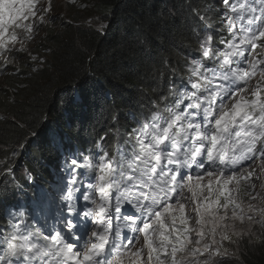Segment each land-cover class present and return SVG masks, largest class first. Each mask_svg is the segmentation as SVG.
Returning <instances> with one entry per match:
<instances>
[{"label":"snow or ice","instance_id":"1","mask_svg":"<svg viewBox=\"0 0 264 264\" xmlns=\"http://www.w3.org/2000/svg\"><path fill=\"white\" fill-rule=\"evenodd\" d=\"M220 4L223 47L207 31L215 6L204 14L191 8L205 27L193 29L200 56L185 65L187 80L135 119L115 152L101 137L97 152L66 154L62 227L44 233L23 212L9 214L0 264H224V241L235 243L228 221L264 223V206L249 202L246 214L237 199L245 187L251 201H264V0ZM51 10V0H0L5 67L27 51Z\"/></svg>","mask_w":264,"mask_h":264},{"label":"trees","instance_id":"2","mask_svg":"<svg viewBox=\"0 0 264 264\" xmlns=\"http://www.w3.org/2000/svg\"><path fill=\"white\" fill-rule=\"evenodd\" d=\"M196 1L103 0L106 13L113 10L107 37L75 27L46 32L33 50L41 49L44 63L26 57L19 75L0 83V170L13 168L0 174V204L9 205L15 189L52 194L57 186L38 181L39 172L46 177L56 166L58 150L48 145V126L64 147L72 148L90 143L112 108L134 110L149 103L165 66L175 64L192 41L190 7ZM10 152L22 156L21 162L8 160ZM242 254L247 264H264V245L245 246Z\"/></svg>","mask_w":264,"mask_h":264},{"label":"clouds","instance_id":"3","mask_svg":"<svg viewBox=\"0 0 264 264\" xmlns=\"http://www.w3.org/2000/svg\"><path fill=\"white\" fill-rule=\"evenodd\" d=\"M201 2V3H200ZM60 5L61 10L58 9ZM208 6H215L212 12H207V15L210 18V25L207 28V31L212 33L214 36V43L219 46L223 47L220 44L221 35L227 36L226 30H223V25L221 24L219 13L223 10V5L220 4V0H198L190 7L198 10L201 14L206 12ZM106 3H103V0H51V12L48 13V16L45 17V23L40 25V31L36 35V38L27 44V51L23 53H14L15 59L10 60L7 63V66H4V61L0 60V83H2L6 78H12L14 76L19 75L17 70L20 66V60L25 59L26 57L31 62H35L32 60V56L37 57L38 61H41L43 57L40 56L41 49L33 52L34 47L38 44L43 37L46 35V32L55 29V31L63 30L65 27H75L80 28L84 32L88 34H97L98 36L105 38L107 37L108 33L110 32V28L113 23V10L112 8L106 13ZM105 9V10H104ZM95 19L93 17L97 16ZM48 17L52 18L51 22H48ZM190 20L192 22V27L190 29V36L191 42L188 43L182 54L177 57V61L175 64H168L165 66V69L159 76L158 84H159V91L156 95L149 100V103L146 105L141 106V108H135L134 110L123 108V107H115L112 108L108 122L106 125H98L96 128L97 130L92 135V147H95L90 152H97L99 149L97 148V141L100 140L101 137H105L104 144L111 142L113 143V148L109 151V153H113L116 150L117 142L122 136L127 135L128 132L135 127V119L143 118V115L147 113L148 109L152 107V105L159 99L161 94H166L168 92L169 86L174 82L177 85L180 84L181 80H187L188 74L186 72L185 65L190 61L192 57H199V44L197 42L196 33L194 32V28H199L201 33H203V29L205 27L204 22L194 20V13H191ZM44 30V32H43ZM112 35V34H111ZM257 52H261V49H257ZM38 68H42V64L38 66ZM39 72L37 68L35 69L34 73ZM157 84V85H158ZM171 99V98H170ZM69 117L72 111L68 112ZM115 118V119H114ZM68 125L70 122L65 121ZM53 125L55 127H60V123L58 120L53 121ZM112 130V131H111ZM50 137L57 138L59 142V148L55 145L51 144ZM48 145L54 147L58 150V156L64 153L68 154L69 152H75L76 146L73 145L72 148L65 147L62 150V144L60 142V138L53 130L51 126H48ZM111 139V140H110ZM122 144L123 141H120ZM6 158V156H5ZM22 158V156L20 157ZM7 159H12L13 163L21 162L19 157L14 156V153L10 152L7 156ZM0 165H2L0 163ZM14 166V165H13ZM19 175L24 174L23 171L19 170ZM2 175H0L1 178ZM61 176L59 180L61 183H58L57 186L54 187L55 193L49 194L51 198H46L44 194L46 192L38 191V195L34 198L27 199L24 201H17L24 207H30L32 212L36 214L40 213H47L56 216H61V209L63 201L61 199V189L63 188L64 181L62 180ZM45 177L41 180V184H45ZM257 191H260L259 182H257ZM23 191H28L25 189L19 190L15 189L14 192L19 195ZM237 199L241 203V207L244 209L246 214L248 213V204L249 202L257 205L258 207L264 206V201H262L259 197L256 201H251L249 195L247 194L245 187H241L237 196ZM0 204V208H1ZM191 209H189L190 211ZM66 215V212L63 213ZM229 216H231V210H229ZM4 217L3 213L0 209V223H3ZM58 222V219H57ZM194 224V220L192 221ZM229 228L240 224V232H243L244 235L238 240L237 237L232 239L231 241H235V243L224 241L225 247L228 249V255L224 260V264H236L235 261L244 260L243 264H247L245 262V258L242 254V248L245 246H252V247H262L264 245V230L262 223H254L250 222L247 219L244 220L243 223H240L239 220H229L228 221ZM253 226H256L254 230ZM229 233V229H228ZM219 239V237H217ZM223 251V249L221 250ZM219 259V257H217Z\"/></svg>","mask_w":264,"mask_h":264},{"label":"rangeland","instance_id":"4","mask_svg":"<svg viewBox=\"0 0 264 264\" xmlns=\"http://www.w3.org/2000/svg\"><path fill=\"white\" fill-rule=\"evenodd\" d=\"M163 1H169V0H163ZM58 9L59 10H61V8H60V5L58 6ZM96 17H98V15L97 16H95V17H93L94 19L96 18ZM43 32H44V30H43ZM21 89H23L24 87H20ZM22 91L20 90L18 93H21ZM50 139H51V144H53V145H55L56 147L57 146H59V142H58V139L57 138H53V137H50ZM62 148H65L63 145H62ZM76 153L78 154V153H80V152H84V153H89L91 150H92V144L91 143H89V142H86V143H84V144H79V145H77L76 146ZM66 155V153H64L63 154V156H62V159H63V161H64V156ZM63 166V162L62 163H56V167L58 168L57 169V171H55V173H53L52 171H53V169H51V172L49 173V174H51L52 176H51V178H49L48 177V175L46 174V177H45V184L46 185H48V186H50L53 182H55V181H58V179L61 177V176H64L65 175V173H63L62 171H61V167ZM36 193H37V190H36V188H34V189H31V190H29V191H23L21 194H19L17 197H16V201H26L27 199H30V198H34V197H36ZM78 207V206H77ZM251 214V213H250ZM254 219H262L259 215H256L255 217H254ZM38 221L40 220V219H37ZM263 224V230H264V223H262ZM233 228L235 229V231L236 232H240V224H237L236 226H234V227H232V228H229V233H228V235L230 236V238H231V240L232 239H235L237 236L236 235H233L232 233H233ZM253 228H254V230L256 229V226H253ZM229 241H226V243H228ZM263 247V246H262ZM261 248V247H260ZM243 262H244V260L242 259V261H239V260H236L235 261V263L236 264H243Z\"/></svg>","mask_w":264,"mask_h":264},{"label":"bare ground","instance_id":"5","mask_svg":"<svg viewBox=\"0 0 264 264\" xmlns=\"http://www.w3.org/2000/svg\"><path fill=\"white\" fill-rule=\"evenodd\" d=\"M22 60V59H21ZM22 63V62H21ZM23 79V78H22ZM20 86V85H19ZM26 87V86H25ZM24 87V88H25ZM28 87H26V89H27ZM12 93V92H11ZM27 93V92H26ZM13 96V95H12ZM7 105V104H6ZM13 106V105H12ZM95 147H92V149H94ZM58 152V151H57ZM54 168V167H53ZM44 196L46 197V198H51V195H49V194H44Z\"/></svg>","mask_w":264,"mask_h":264}]
</instances>
